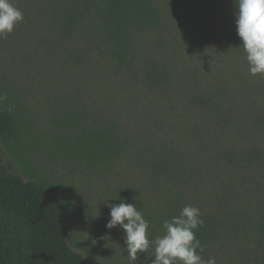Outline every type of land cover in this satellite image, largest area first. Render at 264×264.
Wrapping results in <instances>:
<instances>
[{
  "label": "rangeland",
  "instance_id": "1",
  "mask_svg": "<svg viewBox=\"0 0 264 264\" xmlns=\"http://www.w3.org/2000/svg\"><path fill=\"white\" fill-rule=\"evenodd\" d=\"M73 1L12 0L23 20L0 37V96L22 114L24 133L22 146L1 145L0 162L26 179L68 188L75 205L69 243L88 264H130L124 231L105 227L110 205L124 201L139 210L143 201L157 210L177 193L226 225L204 259L256 264L264 75L249 74L236 4L208 0V12L200 14L179 0H153L160 24L132 29L119 62L98 6L66 28ZM113 121L131 144L110 167L65 155L80 127ZM140 150L150 158L166 151L191 172L178 185L154 184ZM146 255L135 264H151L154 257Z\"/></svg>",
  "mask_w": 264,
  "mask_h": 264
},
{
  "label": "trees",
  "instance_id": "2",
  "mask_svg": "<svg viewBox=\"0 0 264 264\" xmlns=\"http://www.w3.org/2000/svg\"><path fill=\"white\" fill-rule=\"evenodd\" d=\"M200 14L208 12V0H179ZM236 4L235 0H227ZM99 7L105 36L115 46L114 56L126 60L131 31L134 28H154L161 15L153 0H74L67 9L66 28ZM22 114L8 101L0 100V159L2 147L8 150L23 145ZM116 122L96 123L80 127L72 142L65 144V155L81 159L97 169L110 167L127 154L130 146ZM143 165L154 184H181L191 172L166 151L153 157L138 151ZM177 193L170 204L153 210L143 201L139 204L149 222L148 238L163 235V221L179 214L184 204ZM75 205L67 187L55 185L39 176L24 178L13 167L0 162V264H88L84 255L69 243V230ZM203 226L195 230L205 251L226 227L214 215L201 213ZM252 240L257 247L256 264H264V207L252 222ZM202 253V255L204 254Z\"/></svg>",
  "mask_w": 264,
  "mask_h": 264
},
{
  "label": "clouds",
  "instance_id": "3",
  "mask_svg": "<svg viewBox=\"0 0 264 264\" xmlns=\"http://www.w3.org/2000/svg\"><path fill=\"white\" fill-rule=\"evenodd\" d=\"M235 26L241 40L250 75H264V0H235ZM23 13L12 0H0V37L11 34ZM6 97L0 96V100ZM108 230L120 228L124 231V243L130 264H135L141 253L151 264H217L215 257L204 259L205 247L195 235L203 226L200 209L185 205L179 214L163 221V235L148 238L149 222L133 203L121 201L109 206ZM106 238V237H104ZM96 243L95 240L92 241ZM150 247L152 254L148 255Z\"/></svg>",
  "mask_w": 264,
  "mask_h": 264
}]
</instances>
